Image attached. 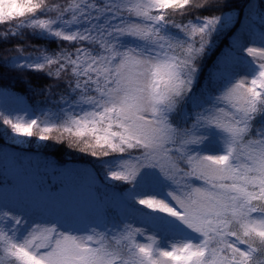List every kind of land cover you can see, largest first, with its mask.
Here are the masks:
<instances>
[{
  "label": "snow or ice",
  "instance_id": "snow-or-ice-1",
  "mask_svg": "<svg viewBox=\"0 0 264 264\" xmlns=\"http://www.w3.org/2000/svg\"><path fill=\"white\" fill-rule=\"evenodd\" d=\"M226 7L0 0V44L26 30L67 42L51 53L4 49L5 68L42 73L56 81L43 92H63L55 114L0 109V126L97 159V199L111 193L151 228L75 212L38 222L27 205L0 201V264H264V0L246 4L260 21L252 46L230 39L199 90L226 27L212 13Z\"/></svg>",
  "mask_w": 264,
  "mask_h": 264
},
{
  "label": "rangeland",
  "instance_id": "rangeland-1",
  "mask_svg": "<svg viewBox=\"0 0 264 264\" xmlns=\"http://www.w3.org/2000/svg\"><path fill=\"white\" fill-rule=\"evenodd\" d=\"M248 13H250L249 9L246 8L245 14L249 16V20L246 17V20L243 19L241 25L235 29L231 39L242 38L245 44L252 46L250 37L257 38L260 34V27L256 15L254 13L248 15ZM223 16L226 27L234 25L236 12L229 11ZM256 46H258V42ZM225 51H227V47L223 52ZM0 109L12 113L27 112L36 115L26 99L4 89H0ZM6 128L7 126H0L2 136L7 144L1 150L0 168L4 169L9 177L16 175L20 182L15 181L19 185L17 187L0 186V201L6 200L11 206L27 205L31 210V218L38 222L57 214L73 212L82 216L102 217L101 209L96 207L93 195L94 187L103 183L100 182L91 167L77 163H70L64 168L54 166L48 159L39 157L38 148L42 142L35 140L31 144L20 140V138L14 139L10 134V129H7L6 132ZM38 173L49 177L51 180L63 179L69 184L62 183L65 188L58 190L59 193L56 192L55 195L43 193L41 190L32 187V178L38 177ZM22 182L25 185L19 184ZM200 183L198 180H193L194 185ZM75 186L78 187L79 191L72 189ZM67 190L70 192H66ZM101 204L114 207L118 210L123 221H130L137 227L145 228L147 234H151L150 226L144 224L131 207L111 193L101 201ZM137 239L142 243L145 242L144 237H137Z\"/></svg>",
  "mask_w": 264,
  "mask_h": 264
},
{
  "label": "trees",
  "instance_id": "trees-1",
  "mask_svg": "<svg viewBox=\"0 0 264 264\" xmlns=\"http://www.w3.org/2000/svg\"><path fill=\"white\" fill-rule=\"evenodd\" d=\"M59 3L67 4L71 3V0H58ZM227 7L221 8L220 10L212 13L216 16H220L225 14L226 12H236V21L234 25L231 27H225L224 34L220 37L217 42L218 47L216 51L213 53L211 61L205 68L202 79L200 81V91H204L209 86L208 74L213 71V65L216 61V58L219 57L221 52H223L224 47L227 46L229 37L233 34L234 30L238 26L239 22L242 20V17L245 14V7L248 3V0H226ZM170 12L172 10H169ZM201 16L209 15V13H201ZM191 17H185L184 20L190 19ZM174 19L177 22H181L180 16H175ZM258 24L260 27V21L258 20ZM9 27L8 25H4L0 27V32ZM26 30L25 35L20 38V40H16L12 42V45L8 44H0V55L4 54V49L9 47H14L16 44H22L28 48V52H31L33 49L46 47L47 50L51 52H57L60 50V47L66 46L67 42H60L59 44L55 41H50V39H37L33 36L27 34ZM28 53L26 52L25 55ZM14 55V53H13ZM56 84L55 80H49L44 78L42 73H31V72H19L16 70H12L11 66L5 68L0 62V89H4L10 92H14L19 94L22 97H25L26 100L30 103L32 110L36 115H40L42 111L46 110L50 115L55 114L57 112V105L55 103L57 99V95L60 92H63V88L53 87L52 94L48 95L42 91L46 86H54ZM186 112L191 111V106L185 108ZM41 119L45 117L40 115ZM183 124L182 120L178 121ZM54 135H56L54 133ZM33 143V142H32ZM31 143V144H32ZM51 142H49L50 144ZM6 145L5 140L2 136V131L0 130V150ZM39 150H41L42 156L44 158H49L56 165H65L67 162H80L82 164L89 165L95 174L100 169V165L97 159L91 157L90 155H86L76 151L74 149H69L64 145H57L55 147L46 146L44 143L39 145ZM136 155V153H133ZM39 177L32 178V187L42 190L44 192H55L58 189L65 188L62 183H64L63 179L51 180L49 177H45L44 175L37 174ZM102 180V175L100 177ZM16 175H12L9 177L4 169L0 168V186H13L17 187L19 185L16 184L15 181H19ZM193 183V180H192ZM19 184H24L19 183ZM25 185V184H24ZM97 187H100L103 190L104 186L98 185L95 187V191ZM78 189V188H75ZM97 193V192H96ZM103 214H107L108 217H111L113 223L120 222V216L118 212L112 207H106L103 210Z\"/></svg>",
  "mask_w": 264,
  "mask_h": 264
}]
</instances>
